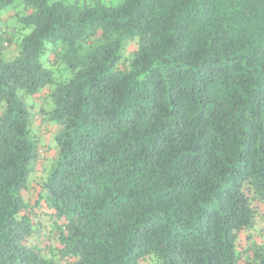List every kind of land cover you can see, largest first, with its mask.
I'll use <instances>...</instances> for the list:
<instances>
[{"label": "trees", "instance_id": "1", "mask_svg": "<svg viewBox=\"0 0 264 264\" xmlns=\"http://www.w3.org/2000/svg\"><path fill=\"white\" fill-rule=\"evenodd\" d=\"M8 9L0 264H264V0Z\"/></svg>", "mask_w": 264, "mask_h": 264}, {"label": "rangeland", "instance_id": "2", "mask_svg": "<svg viewBox=\"0 0 264 264\" xmlns=\"http://www.w3.org/2000/svg\"><path fill=\"white\" fill-rule=\"evenodd\" d=\"M14 13H15V10L14 9H8V10H4L3 12H2V20L0 21V25L1 26H3V25H6V24H8L11 28H9L10 30H12V31H14L15 30V25H17L15 22H17V18L16 17H14L15 15H14ZM8 16H11L10 18H8ZM14 43L16 44L15 46L16 47H20V45H19V43L21 42V40H22V34H21V32H19V30H17V32L15 33V37H14ZM7 48L6 49H4V53L9 57V56H12V55H14V54H16V50L17 49H13V47L11 46V47H9V46H6ZM40 95V94H39ZM38 95V96H39ZM36 96V97H33V96H26L24 99H25V101L29 104V105H31V107H30V112L32 113V115H33V117L36 115V114H39V112H40V108H43L44 106H45V108L47 109V103H46V105H45V100H43V99H39V97H41V96ZM33 105V106H32ZM38 119L37 120H35V124H34V127H35V129L38 127V125H39V123H38ZM48 125V124H47ZM50 126V125H49ZM45 129H46V122L43 124V126H42V130L43 131H45ZM42 130H38V132H40V133H38L39 134V136L40 137H42V135L44 134V138H45V142H47V139H48V137L51 135V134H53V133H51V134H49L48 132H42ZM48 130V129H47ZM43 133V134H42ZM45 135H47V137L45 136ZM43 161H41V163H39L38 164V166H37V169H38V173H37V177L39 178V177H41V175H42V173L40 172V171H42L43 169L41 168V166L43 165V163H42ZM48 166V165H47ZM47 168V167H46ZM46 170V169H45ZM34 176V175H33Z\"/></svg>", "mask_w": 264, "mask_h": 264}, {"label": "built area", "instance_id": "3", "mask_svg": "<svg viewBox=\"0 0 264 264\" xmlns=\"http://www.w3.org/2000/svg\"><path fill=\"white\" fill-rule=\"evenodd\" d=\"M7 44V43H6Z\"/></svg>", "mask_w": 264, "mask_h": 264}]
</instances>
